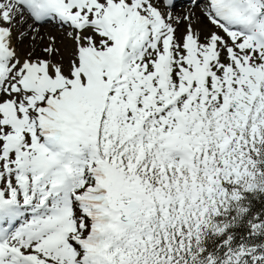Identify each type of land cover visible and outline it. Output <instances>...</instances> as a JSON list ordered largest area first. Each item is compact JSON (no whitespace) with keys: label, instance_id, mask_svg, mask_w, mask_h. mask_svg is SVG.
<instances>
[{"label":"snow or ice","instance_id":"obj_1","mask_svg":"<svg viewBox=\"0 0 264 264\" xmlns=\"http://www.w3.org/2000/svg\"><path fill=\"white\" fill-rule=\"evenodd\" d=\"M0 264H264V0H0Z\"/></svg>","mask_w":264,"mask_h":264},{"label":"bare ground","instance_id":"obj_2","mask_svg":"<svg viewBox=\"0 0 264 264\" xmlns=\"http://www.w3.org/2000/svg\"><path fill=\"white\" fill-rule=\"evenodd\" d=\"M52 34H53V35H57L58 40H59V39H62L61 37L58 36V34L55 32V30H53Z\"/></svg>","mask_w":264,"mask_h":264}]
</instances>
